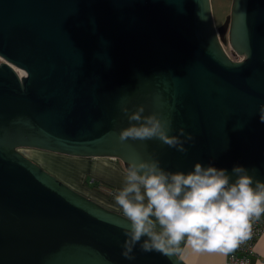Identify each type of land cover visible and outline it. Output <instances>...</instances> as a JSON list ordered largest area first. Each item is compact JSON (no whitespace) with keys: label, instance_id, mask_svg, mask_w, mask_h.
I'll return each instance as SVG.
<instances>
[{"label":"water","instance_id":"water-1","mask_svg":"<svg viewBox=\"0 0 264 264\" xmlns=\"http://www.w3.org/2000/svg\"><path fill=\"white\" fill-rule=\"evenodd\" d=\"M234 61L211 0H0V264H186L122 255L123 214L77 192L21 149L165 168L210 160L264 179V0H233ZM19 72L23 74L21 77ZM160 112L194 143L119 139L128 107Z\"/></svg>","mask_w":264,"mask_h":264},{"label":"clouds","instance_id":"clouds-1","mask_svg":"<svg viewBox=\"0 0 264 264\" xmlns=\"http://www.w3.org/2000/svg\"><path fill=\"white\" fill-rule=\"evenodd\" d=\"M122 111L129 126L120 131L121 141L158 138L181 153L195 141L183 127L170 135V116L145 115L143 105L135 111L125 106ZM259 114L264 121V104ZM124 173V184L114 200L127 221L122 255L130 261L137 246L145 252L190 249L226 256L250 237L252 220L264 215V179L243 165L229 171L210 160L207 165L196 162L187 171H173L152 154L130 161Z\"/></svg>","mask_w":264,"mask_h":264},{"label":"rangeland","instance_id":"rangeland-1","mask_svg":"<svg viewBox=\"0 0 264 264\" xmlns=\"http://www.w3.org/2000/svg\"><path fill=\"white\" fill-rule=\"evenodd\" d=\"M233 0H211L213 18L219 34L222 35V42L228 55L234 61H240L238 56L230 47L228 40V26L226 23L231 15ZM3 60L0 58V62ZM26 157L40 165L43 169L69 185L77 192L100 203L108 209L122 210L115 203L114 195L124 184V166L114 159L103 158H79L44 152L36 149H21ZM88 180V184H86ZM94 180H100L111 184L114 187V194L111 198H102L94 192L90 186ZM89 183L90 186H89Z\"/></svg>","mask_w":264,"mask_h":264},{"label":"crops","instance_id":"crops-1","mask_svg":"<svg viewBox=\"0 0 264 264\" xmlns=\"http://www.w3.org/2000/svg\"><path fill=\"white\" fill-rule=\"evenodd\" d=\"M119 212V211H117ZM180 248H184L181 242ZM186 264H232L228 262V256L219 252L213 253H194L190 249L176 252ZM251 264H264V233L255 245V256Z\"/></svg>","mask_w":264,"mask_h":264},{"label":"built area","instance_id":"built-area-1","mask_svg":"<svg viewBox=\"0 0 264 264\" xmlns=\"http://www.w3.org/2000/svg\"><path fill=\"white\" fill-rule=\"evenodd\" d=\"M22 77L23 74L19 72ZM264 233V215L252 220L251 235L248 239L242 241L232 252L228 253V262L232 264H251L255 256L256 242Z\"/></svg>","mask_w":264,"mask_h":264},{"label":"trees","instance_id":"trees-1","mask_svg":"<svg viewBox=\"0 0 264 264\" xmlns=\"http://www.w3.org/2000/svg\"><path fill=\"white\" fill-rule=\"evenodd\" d=\"M46 152V151H44ZM50 153V152H49ZM64 156V155H63ZM86 184H88V180L85 181ZM91 183H89L90 186ZM90 188L99 194L102 198H111L112 195L114 194V187L106 182L100 181V180H94L90 186ZM100 204V203H99ZM107 208V207H106ZM111 210V209H110ZM114 211V210H113ZM117 212V211H116Z\"/></svg>","mask_w":264,"mask_h":264}]
</instances>
